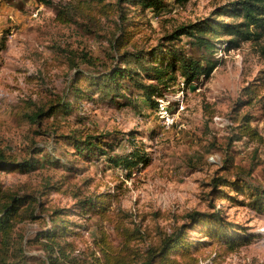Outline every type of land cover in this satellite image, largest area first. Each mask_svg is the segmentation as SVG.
Instances as JSON below:
<instances>
[{"label": "rangeland", "instance_id": "374dc122", "mask_svg": "<svg viewBox=\"0 0 264 264\" xmlns=\"http://www.w3.org/2000/svg\"><path fill=\"white\" fill-rule=\"evenodd\" d=\"M164 1L159 12L146 15L126 6L131 42L147 51L162 46L164 61L156 65L171 56L166 37L181 26L243 22L231 14L219 16L238 0ZM117 7L118 0H0V151L15 163L0 171V188L32 196L43 206L35 210L37 221L16 226L21 239L14 243H23V250L8 261L43 264L46 246L59 256V245L70 243L65 256L92 263L102 257L96 241L105 236L128 264H145L151 248L159 249L182 228L187 248L179 244L171 259L264 264V32L251 27L262 35L250 40L224 34L215 44L212 59L218 62L208 76L187 84L176 74L167 87L159 85L151 101L130 83L120 91L101 90L88 79L79 87L89 96L71 98L75 71H90L82 55L97 58L99 69L112 66ZM190 41L181 37L173 45L196 59L199 52ZM61 98L71 102V111L29 120ZM72 136L98 137L104 153H79L67 144ZM36 149L44 150L35 158L42 164L18 170ZM133 154L139 157L130 174L112 162ZM54 160L55 165L48 162ZM109 196L104 212L73 209L81 198ZM55 210L64 211L56 221L70 222L67 233L52 241L41 235L52 228ZM193 212L204 220L191 221Z\"/></svg>", "mask_w": 264, "mask_h": 264}, {"label": "trees", "instance_id": "16d2710c", "mask_svg": "<svg viewBox=\"0 0 264 264\" xmlns=\"http://www.w3.org/2000/svg\"><path fill=\"white\" fill-rule=\"evenodd\" d=\"M177 1L187 2L188 0ZM128 5H132L140 10L141 15H146L147 11L159 12L166 4L164 0H118V7L115 13L117 14L119 36L116 39L114 38L110 46L112 53H110L109 59H111L112 66L99 69V61L97 58L85 54L82 55L80 60L82 63L87 64L90 71H75L74 77L71 79L68 87L69 92H71V98L78 97L81 99L89 96L86 91H83L79 87L84 79H88L91 80L95 89L99 88L101 90L120 91L125 84L130 83L133 87L142 91L147 100L151 101L152 97L157 95L159 85L167 87L168 81L174 80L176 74L184 79L187 84H191L202 75L208 76L218 62V60L212 59V57H214L215 44L219 43L220 38L224 34L241 38L245 37L247 40H250L253 36L260 37L262 35L261 32L251 31V27L257 31L264 32V0H238L233 4L231 9L225 8L222 10L219 16L231 14L233 17L241 18L243 20L242 23L237 24L235 27H231V25H225L223 27L220 26L219 21L214 20L210 22L206 20L177 28L172 34L166 37L167 44H169L168 54L171 56L163 65H159L164 61V59H160L159 57L162 52L161 45L147 51L142 47L135 46V44L131 42L132 36H130L125 29L126 25L130 24L126 13V6ZM68 18L69 17H67L66 20L70 22L71 19ZM114 36H116V34ZM181 37H188L191 40L190 45L195 47L196 52H199L198 58L194 59L190 57L188 53L182 51L178 52L176 50L173 42ZM230 42H226L227 49L229 48ZM129 46H133L132 49H127ZM75 60L76 59L73 60L72 66L76 68L78 64L74 62ZM116 61L118 63H115ZM155 63L159 64L156 65ZM144 80H155L157 83L148 84ZM72 109L73 106L71 102L63 101L61 98L57 103L47 108L43 106L40 107L29 120L32 123H36L47 117H55L59 114L71 111ZM91 138L93 139L91 140ZM67 139H69L67 144H73L81 154L104 153V149L99 145L102 141H100L98 137L96 139L95 137L87 136L85 140H80L76 136H72L67 137ZM105 145L107 144L105 143ZM42 154H44L43 149H36L35 154H33L34 156L31 155L24 161H21L17 169L22 172L36 169L42 162L35 158ZM138 157V155L133 154V158L127 157L126 159L120 161L117 159L112 162L116 165H121L125 170H129L130 174L131 169L138 163L134 158ZM140 160H142L140 162H143V157ZM48 162L55 165L58 161L56 162V160H54ZM13 164L15 163H11L10 158L4 152L0 151V171L10 169V166ZM104 198L105 197H101L98 200L93 197L81 198L76 202L73 209L80 210L84 214H88L93 210L96 212H104L111 205V196H109L107 200H104ZM36 203L37 199L32 196H19L17 193L2 191L0 188V264H11V261H8L10 258L12 259L14 257L18 259L20 257L19 255L22 254L23 243H19L18 246L14 243V239H21L15 236V228L18 224L26 220L37 221L38 214L35 210L43 206L41 203ZM63 215V210L53 211L50 215L51 220H54L52 222V228L41 236H46L54 241L59 239L61 235H65L68 231L66 224L70 221H56L62 218ZM201 216L200 213L193 212L189 214L188 218L191 221L204 220ZM200 217L203 219H199ZM217 220L219 221L220 219L218 218ZM181 229L179 228L177 233L165 238L162 242V247L159 249H156V247L151 248L144 263L198 264V260L196 259L180 262L168 257L174 249L176 250L179 244H181V250L187 248V244H183L185 241H183L184 236L182 235ZM238 237L240 239L239 242H241L244 235L241 234ZM237 242L238 241L235 240H229L227 243L234 245ZM96 243L99 245L102 257H95L92 263L70 259L69 256H65L64 247H70L71 244L66 243L60 246L57 241L56 245L60 247V249H57V251L60 252L59 256L53 254V247L46 246L45 250L47 252V257L46 262L43 264H128L126 259L122 257L119 252L117 254V248L108 242L107 237H102L100 241H96ZM183 254H189V251H184Z\"/></svg>", "mask_w": 264, "mask_h": 264}]
</instances>
